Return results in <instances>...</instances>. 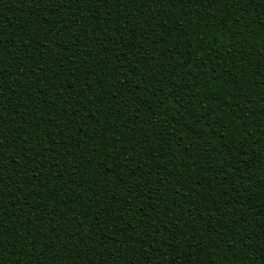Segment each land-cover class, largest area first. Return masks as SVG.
Segmentation results:
<instances>
[{"label": "trees", "instance_id": "obj_1", "mask_svg": "<svg viewBox=\"0 0 264 264\" xmlns=\"http://www.w3.org/2000/svg\"><path fill=\"white\" fill-rule=\"evenodd\" d=\"M0 264H264V0H0Z\"/></svg>", "mask_w": 264, "mask_h": 264}]
</instances>
